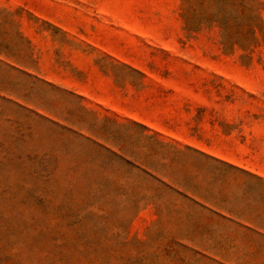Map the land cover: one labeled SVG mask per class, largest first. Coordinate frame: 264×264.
<instances>
[{"label":"rangeland","instance_id":"374dc122","mask_svg":"<svg viewBox=\"0 0 264 264\" xmlns=\"http://www.w3.org/2000/svg\"><path fill=\"white\" fill-rule=\"evenodd\" d=\"M220 163L264 180V0H0V264H264Z\"/></svg>","mask_w":264,"mask_h":264},{"label":"crops","instance_id":"0c3cea01","mask_svg":"<svg viewBox=\"0 0 264 264\" xmlns=\"http://www.w3.org/2000/svg\"><path fill=\"white\" fill-rule=\"evenodd\" d=\"M221 166H227L222 163H220ZM226 170L228 173L223 174L222 172L218 176V178H222L223 176L229 178L230 180V185H229V191H227V186L224 185L223 187L220 186L219 192L222 194L221 200L215 199V198H205L202 197L200 194L206 193V194H214L216 191L215 190H203L201 189L199 191L198 186L201 184L198 181H196L194 178H192V184H194V187L192 189L185 190L184 194L186 195L185 199L190 201L191 205L195 208H201L206 210L207 212L211 213L210 209H216V205L214 204L216 201H227L228 198L227 196H233L237 195L240 193L242 190V183L243 182H251L252 184L255 185V183H263L264 180L260 178H256L254 176H250L242 171H239L237 169H233L230 166H227ZM212 176L215 177V174ZM241 176V177H240ZM205 177V176H204ZM206 179H210L209 177H205ZM217 178V179H218ZM211 186V184H207V186ZM251 190V189H250ZM251 192H255L254 190H251ZM234 207L229 206L228 210L233 211Z\"/></svg>","mask_w":264,"mask_h":264}]
</instances>
